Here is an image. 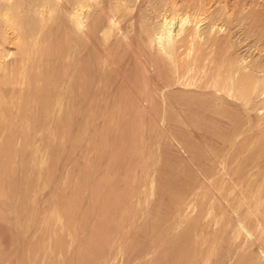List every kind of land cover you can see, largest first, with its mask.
Instances as JSON below:
<instances>
[{
	"label": "rangeland",
	"instance_id": "1",
	"mask_svg": "<svg viewBox=\"0 0 264 264\" xmlns=\"http://www.w3.org/2000/svg\"><path fill=\"white\" fill-rule=\"evenodd\" d=\"M2 1L0 0V9L1 6L2 9L7 7L5 6L7 3L5 2V4H3L4 0ZM110 1H112L113 4L117 3V0H97L94 12L99 13H97V15L94 14L95 17L93 16L92 18V21L100 19L102 23L100 25L105 26V29L109 25V21L105 15L100 13V9L104 6L107 13H109ZM123 2L126 3L127 0H123L122 3ZM261 11L264 17V0H138L135 5L132 6L131 13L128 16L129 18L127 17L123 20L119 19L120 21H117L118 23H115L114 28L111 29L110 37L108 36L109 40L107 41L109 42L107 45L110 44L108 45L109 47L105 45V38H103L102 32V35L100 34L101 41L97 40L96 42L99 44L96 50H92L93 47L91 44H88L87 41H79L81 49L84 50L83 44L85 43V48H88L90 51L85 49L86 52H88L87 55L84 51L85 58H87L83 72H86L83 76H89V81H86V83L81 82L82 86L77 84L79 88L77 85L74 87L72 86V88L75 90L77 89V91L80 89L78 91V98H73V95H78L74 93V89L63 92L64 95L67 94L65 100H63V94L55 95L53 91H44L42 93L41 90H38V92H36L37 96H34L36 95L35 93L31 98L29 97L30 103L25 112L28 114V112L31 111L29 112V114L31 113L30 117L24 112L18 115L15 114L16 116L13 114V119L20 117L23 121H27L28 124L24 125V127L22 126L23 128H21V126H13L12 129L11 127L8 129H6L7 127L0 128V264H218L217 260H219L220 257L223 259L226 256V247L224 246L222 237L227 235L226 229L232 224L230 223L231 219H229L231 218L230 216H232V212L228 204L223 201L225 200L223 195L229 198L234 197L236 205L242 203L241 200L243 198L245 200L243 199L242 201L246 202L249 200V197L251 201L257 200L264 203V191L261 192V187L264 188V179H261V175L264 176V105L260 107L257 114L256 111H254L247 117V115L243 113V116H246L243 117L236 103L234 104L236 105L234 108V102L230 101V106V102L227 101V106L232 107L229 109L225 106L226 103L222 99H218L219 97L217 95H214L212 98V95L211 97L206 94L205 96L203 94L195 95L196 93H194V91H190L187 92L190 97H185L186 91H184L181 85L173 86L172 84L173 88H171L170 83H168L169 81L163 79L164 75L166 77V73L167 75L170 73L167 72L169 71V67L167 66L166 70V67L162 66L165 64L164 62L160 60L158 64L152 60L155 59L153 58L154 56H152L154 52L151 54L145 42H142V36L145 35H142L144 33L140 34V31L143 30L139 26L151 25V27L159 29L162 20L168 19V17V20L173 17L178 20V18L180 19L184 16L186 18L189 16L190 22L186 27L191 30V33L193 32V35L197 34L198 38L201 40L204 38L209 42H213L215 39L212 40V38H216L217 50H221L224 44L227 43L224 41L228 39L227 41L230 40L229 42H231L232 45L230 49L231 54L235 55L240 60H253L255 63L263 65L264 68V38L262 39L259 36L262 28L264 30V19L263 21L261 20L263 18L261 17ZM243 16L246 17V19ZM248 16L249 19H247ZM250 19L252 21H250ZM127 21H129V23H126ZM131 21H133L134 28H130L129 24H131ZM159 21L160 23L158 25ZM258 22L260 24H258ZM257 25L261 27L258 26V28ZM56 26H58L57 23ZM247 26L249 28L252 27L249 29ZM253 26H255V28H253ZM53 28L56 29L54 26ZM53 28L52 30H54ZM59 28L62 30H59ZM59 28L51 33H54L53 35L55 37L48 33V37L53 38V40L51 38V41H49L52 47L46 40L48 39L47 35L43 40V42H46L45 44L48 45L42 42V44H44L42 45V47L44 46V51L46 47L48 49V51L46 49L45 52L52 53V51H54L52 48L54 49L55 47V50L59 49L60 52H63V49L67 48L66 39L68 35L66 34H68V32L64 30L62 26ZM136 28L138 29L136 30ZM139 28H141V30ZM120 29L123 30L120 31ZM255 29H257L259 33ZM58 30L59 33L64 30L61 33L62 35L58 34ZM126 30L128 34H124L129 35L131 39L123 36L122 31L126 32ZM55 31L57 32V41ZM230 31H232V33ZM137 36L139 37L137 38ZM58 38H60L62 42ZM221 39L223 40V44H221ZM54 40L57 44L53 43ZM110 46L113 50L110 49ZM107 47L110 49V53ZM141 47L145 50L147 49V51L143 50ZM49 48H51L50 50L52 51H50ZM91 50L93 52H91ZM142 50L147 53H143ZM105 51L109 53L110 58L108 56L107 59L108 54L105 53ZM148 52L150 54H148ZM92 53L97 54L99 59L101 58V63H99V65H102L104 60L109 61L108 67L100 68V74L103 73L100 76V87L103 88V91L102 88H100L99 92L95 95L93 93L85 94L82 92V87H85V85L88 86V84L90 85L93 82L91 80L93 78L91 74L94 76L93 74L95 72L93 73L92 70H95V66L98 65L96 62H98L99 59L96 58V55L93 57L94 54ZM89 55H92L91 58L95 61L92 60L94 63H91L94 68H91V64H89L92 61L88 62L91 59ZM150 55L152 57H150ZM148 56L150 58H148ZM146 58L147 64L149 62L151 63H149L150 65L148 64L150 67L145 63ZM47 61H43L44 66L48 65V68H44L46 71L43 73L51 77L53 76L55 79L61 76V70L58 69L57 66L47 63ZM157 64L161 66V68L163 67L162 69L166 70L162 71V74L165 73L164 75L161 74V68L159 66L158 68ZM116 65H118V67ZM156 67L160 69V77L157 76L159 70ZM88 71L90 74H88ZM153 71L155 72L153 73ZM54 72L57 73V76ZM144 74L146 76H144ZM142 76L145 78L149 77V79L146 81L145 78L142 79ZM147 85L152 88H147ZM169 87L171 89H169ZM153 88H158V90L156 89V91ZM150 89L153 90L151 91ZM164 89H166V91ZM178 89L181 91H177ZM173 90L174 94L172 93ZM175 90L177 91V95L180 96L178 98H181V100L184 98L182 101H185V105H183L184 102H180L181 100L178 98L174 99L176 96ZM40 91L42 96H40ZM162 91L164 92L163 94L161 93ZM182 91H184V93ZM142 92L144 93L142 94ZM45 93H48V95ZM83 93L86 98L83 97V101L86 100L88 102L92 99L93 102H88L89 104L86 103L85 105L82 104L83 102L80 101V99L82 100V96H80V94L83 95ZM157 93L159 97L156 95ZM192 94L195 95L196 99ZM58 95H60L59 97L61 98L58 97L59 99L57 100ZM69 95L72 96V102ZM201 96H203L204 99ZM37 97H39L38 99L40 101ZM198 97L200 99L202 98L200 102L198 101ZM32 98L36 100L33 101ZM52 98H55V100ZM188 98L190 99L188 100ZM206 98L213 100H206L205 102L204 100ZM76 99H78L83 109L81 105L79 106L78 101L79 107H77V103H75L76 106L73 105ZM164 99L165 103H163ZM215 99H217V105L219 102L221 103H219L218 106L221 108L222 105V109L219 107L217 108V105L212 103L213 101L216 103ZM32 101L37 105L39 101V109L33 108L34 104ZM63 101L67 105L64 106L65 103L63 104ZM201 102L203 104H201ZM98 103H100V107ZM190 103L194 105V108ZM71 104L72 107L70 108ZM173 105L176 106L174 107ZM196 105L201 106V110ZM204 105L206 112L203 109ZM211 105L214 106L213 108L217 111L215 109L212 110L210 107ZM182 106L183 109L181 108ZM195 106L197 110H200L197 111L198 113L195 112ZM224 107H227L226 109H229L230 112ZM57 108L59 111H57ZM152 109H154L155 112H153ZM224 109L226 111L223 113L222 110L224 111ZM51 111H54V114ZM32 112H34L37 117ZM239 112L241 115L235 114ZM183 113L186 117L183 116ZM194 113L200 114V117L196 114L194 115ZM203 113L206 114L204 115ZM23 114L25 115V119ZM162 115L166 116L164 117L165 120L168 119L165 121ZM208 115L213 118L208 117V120L205 119ZM188 116L191 117L188 118ZM219 116H221L222 120L219 119ZM43 117L45 120L42 119ZM6 118L10 119L12 115H9V117L6 115ZM31 118H33L32 121ZM52 118H54V122H51L53 121ZM248 118L249 120H247ZM13 119H10V121ZM39 119L41 122L36 124ZM42 120L44 122L47 120L49 123L46 121L44 125ZM30 121L34 122L31 123ZM35 121L37 122L35 123ZM200 122H202V125ZM171 123L173 126H171ZM213 123H216L215 126ZM245 124L249 125L246 126ZM14 127L17 128L15 129ZM245 127L248 128V131H246L247 129H245ZM208 128L209 130H207ZM255 128L256 131H254ZM222 129L227 131L224 132ZM250 130L253 133L250 132ZM237 131L243 132L236 136L240 138H235L234 136ZM170 132L172 133L171 135L169 134ZM216 132L217 134L222 132L221 135L223 137H220V135L217 136ZM207 134H209L208 137L211 135V137L215 139L213 138L214 140H212L211 137L207 138ZM238 139H241L239 140V144H237ZM243 140L244 143L242 142ZM232 141L236 143L234 142V144ZM240 141L242 143H240ZM241 144H244L242 145L243 147L240 146ZM259 148L262 151L259 150ZM227 149L230 151H228L230 153H228V157ZM244 150L247 154L249 153L248 157ZM223 152L226 156H224L225 154ZM232 154L235 155V158ZM231 157L234 158L233 161L231 159L233 166H231V162H229ZM218 162L221 163V165ZM228 163H230V166ZM257 166H259L263 172H261L259 168L257 169ZM198 167H202L203 169ZM223 167L224 169L226 168V172H224ZM212 169L214 170L212 171ZM231 171L234 172V175H232L233 172L231 173ZM254 172L257 174L256 176L258 178L254 176L252 180L250 177L255 175ZM208 174L211 176H209V180ZM217 174H220L219 177ZM231 175L234 178L231 177ZM244 175L248 180H246L247 182L245 181ZM247 175L248 177L250 175L249 179ZM216 177L218 178L217 180ZM241 177H243V181ZM231 179L232 183L230 182ZM256 180L258 181L256 182ZM260 180L262 181L259 182ZM210 181H212L211 187ZM223 181L228 185L227 189ZM246 183L249 184L245 186ZM241 184L243 185V188L241 187L242 189L239 187ZM254 184L256 186L258 184V187H254ZM200 186L204 188L202 187V189ZM221 187H224V189ZM221 189H223L226 195ZM254 189H256L257 193H255ZM203 190L207 191L208 194L203 192ZM241 190L243 192H241ZM215 191L218 192V194ZM238 191H240L241 195ZM236 192L237 196H235ZM258 192L259 196L256 197ZM261 193L262 197H260ZM205 194L206 198L204 196ZM252 195L256 199H254ZM211 198H215L217 201L219 200V202L215 199L214 202ZM239 199H241L240 202ZM209 200L210 202H207ZM216 202L219 206L218 208ZM209 205L211 207H207ZM215 206L216 208H213ZM205 207V212L208 215L212 213V216L211 214L210 216L206 213L203 214ZM214 209H218L219 211L217 210V212ZM245 209L244 207L242 208V210L247 211ZM261 211L264 212V209H261ZM223 212L224 216L222 214ZM208 217L213 218V221L216 220L215 223L212 220L209 222ZM212 222L215 225H209ZM219 225L224 229L222 227L217 228ZM207 227L212 228L209 229ZM173 230L175 232H173ZM209 233L212 236L217 234L215 236L216 238L213 236L215 242L212 240L213 237ZM198 234L200 235L197 236ZM205 234L206 237L209 238L204 240L203 236H205ZM150 236L152 237L150 238ZM200 240L204 246L200 244ZM203 240L206 242H203ZM209 240L213 242L210 243ZM221 242L223 244L217 247ZM209 243L212 244L211 247L208 246L210 245ZM216 244L218 245L216 246ZM205 245L214 250H211ZM199 248L201 250L203 249L201 253H203L204 256L203 254L199 255ZM206 248L208 250L210 249L209 253ZM194 251L196 252L194 253ZM204 251L207 252L206 255Z\"/></svg>",
	"mask_w": 264,
	"mask_h": 264
},
{
	"label": "bare ground",
	"instance_id": "2",
	"mask_svg": "<svg viewBox=\"0 0 264 264\" xmlns=\"http://www.w3.org/2000/svg\"><path fill=\"white\" fill-rule=\"evenodd\" d=\"M2 1V0H1ZM123 0H117V3H112L111 2V5H110V9H109V13H107V11L105 10V7L103 6L101 9H100V13H102L103 15L106 16V18L108 19L109 21V25L106 27L105 29V26H102L100 24H102L100 21V19L98 20V23L97 20L96 21H92V18L93 16L95 17L94 14L97 15V13L94 12V7H95V4L97 3V0H4V3L5 2L7 3V7L3 8L2 9V6H1V9H0V128L2 127H7L6 129H8L9 127H11V129L13 128V126H21V128L24 127V125L28 124L27 121H23L20 117H18L17 119H13V114L15 115H18L19 113H22L24 112L25 114H27V112H25L27 110V107L29 105V97L31 98L32 95H34L36 92H38V90H41L42 93L44 91L46 92H52L56 94H63V92L65 91H70L71 89H74L72 88V86L74 87L75 85H81V82H85L86 81L88 82V78L89 76H86L83 74L84 72V67H85V61H86V58H85V54H84V51L86 52V50H88V48L86 49L85 48V43L83 44L84 46V50L81 49L80 47V43L79 41H87L88 44H91V46L93 47L92 50H96L98 49V43L97 40H100V36L103 34V38L104 39V42L106 43L105 45H107V42L109 40V35H110V31L111 29L114 28V25L115 23H118L117 21H120L119 19L123 20V19H126L129 14L131 13V10H132V6L135 5V3L138 1V0H127L126 3H122ZM206 1V0H204ZM3 2V1H2ZM115 2V1H114ZM1 3V2H0ZM166 3V2H165ZM175 3V1H174ZM184 3V2H183ZM186 3V1H185ZM190 3V2H189ZM201 3V2H200ZM176 4V3H175ZM193 4V3H192ZM198 4V3H197ZM203 4V3H202ZM221 4V3H220ZM223 4V3H222ZM259 4V3H258ZM202 6V5H201ZM174 7V5H173ZM202 8V7H201ZM187 10V9H186ZM227 10V9H226ZM181 11V10H180ZM217 11V10H216ZM122 12V13H121ZM154 12V11H153ZM259 12V11H258ZM257 12V13H258ZM250 13V12H249ZM248 13V15H249ZM253 13V12H252ZM172 14V13H171ZM230 14V13H229ZM228 14V15H229ZM261 14H262V11H261ZM101 15V14H100ZM153 15V14H152ZM178 15V14H177ZM207 15V14H206ZM232 15V14H231ZM253 15V14H252ZM255 15V14H254ZM104 16V17H105ZM172 16V15H171ZM181 16V15H180ZM210 16V15H209ZM220 16V15H219ZM260 16V14H259ZM99 17V16H98ZM101 17V16H100ZM99 17V18H100ZM168 17V16H167ZM228 17V16H227ZM226 17V18H227ZM244 17V16H243ZM263 17V14L262 16ZM102 18V17H101ZM129 18V17H128ZM153 18V17H152ZM197 18V17H196ZM246 19V17H244ZM131 19V17H130ZM169 19V17H168ZM167 18L162 20V22L160 23V21L158 22V25L160 23V27L159 29H156L155 27H151L148 26V25H144V26H139L142 28L143 31H140L144 34L142 35H145V36H142L143 39L142 42L144 41L145 44L147 45V49H150L151 51V54L152 56H154L153 58L155 59H152L154 60L155 63H158L160 62V60L162 62H164L165 64L162 65L164 67H166V70H167V66L169 67V71H167L169 74L167 75L166 73V77H165V73L162 74V71L165 70V69H162L161 66H159L157 64V67L159 66L161 68V74L164 75L161 76L163 77V79H165V81H169L168 83H170V86L171 88L172 87V84L173 86L174 85H181L184 89V91H186V95H184V91H182L183 95L185 97H190V95L187 94V92H190V91H194V93H196L195 95L197 94H203L205 96L206 95H209V97H211L212 95V98L214 95H217L219 98L218 99H222L225 103L227 101H233V105L236 103L237 107L240 109L239 111L242 113V116H243V113L245 115H250L252 112L256 111V114L258 113L257 111H259L260 107L262 105H264V68H263V65H261L260 63H255L253 60H249V61H246V60H240L238 59L235 55L231 54L230 52V49L232 47L231 45V42L227 41H224V42H227L226 44H224L223 48L221 50H217L216 49V42H217V39L216 38H212L215 39L213 40V42H209L208 40H205L204 38L201 40L200 38H198L197 34L193 35L191 33V30L188 28L187 29V24L190 22V17H186L185 16L182 18H171L170 20H168ZM216 19V18H215ZM220 19V18H219ZM218 19V20H219ZM242 19V17H241ZM249 19V16L248 18ZM264 17L261 19L263 21ZM95 20V19H93ZM103 20V19H102ZM129 20V19H128ZM132 20V19H131ZM143 20V19H142ZM151 20V19H150ZM240 20V19H239ZM257 20V19H255ZM130 21V20H129ZM129 21H127L126 23H129ZM192 21V20H191ZM203 21V20H201ZM250 21H252L250 19ZM153 22V21H152ZM221 22V21H220ZM219 22V23H220ZM223 22V21H222ZM255 22V21H254ZM56 23L58 24V26H56ZM229 23V22H228ZM251 23V22H250ZM262 23V22H261ZM242 24V23H240ZM244 24V23H243ZM246 24V22H245ZM258 24H260L258 22ZM126 25V24H125ZM128 25V24H127ZM130 25V28L133 27L134 28V24H133V21H131V24ZM196 25V24H195ZM198 25V24H197ZM226 25V24H225ZM248 25V24H247ZM252 25V24H251ZM255 25V24H254ZM56 27V29H58L59 27H63L64 30H66L68 32V37H67V41H66V44H67V48L63 49V52H60L59 49L55 50V48L52 50H50L51 48H49L50 51H52V53H48V52H45L47 47L45 48V51H44V46L42 47V45H44L46 42H43V40L46 38V35L48 37V33H52L54 30L53 28ZM219 26V25H218ZM249 26V25H248ZM247 26V28H249ZM260 26V25H257V27ZM262 26V24H261ZM260 26V27H261ZM124 27V26H122ZM128 27V26H127ZM222 27V26H221ZM246 27V25H245ZM252 27V26H251ZM250 27V28H251ZM52 28L54 30H52ZM108 28V29H107ZM125 29H127L126 27H124ZM141 28H139L141 30ZM249 28V29H250ZM253 28H255V26H253ZM259 28V27H258ZM61 28H59L60 30ZM138 28H136L137 30ZM59 30H58V34L60 35L62 32L60 31L59 33ZM62 30V29H61ZM123 30V29H120V31ZM128 30H129V27H128ZM224 30V29H223ZM237 30V29H236ZM257 30V29H255ZM254 30V31H255ZM199 31V30H197ZM248 31V29H247ZM260 31V30H259ZM56 32V31H55ZM102 32V34H101ZM129 32V31H128ZM139 32V31H138ZM214 32V31H213ZM232 33V31H230ZM252 32V31H251ZM258 32V30H257ZM123 36L124 37H129V35H127V30L126 32H123ZM124 33H127V34H124ZM195 33V32H194ZM229 33V32H228ZM253 33V32H252ZM255 33V32H254ZM259 33V32H258ZM54 34V33H53ZM53 34H51L52 36H54ZM101 34V35H100ZM139 34V35H140ZM56 41H57V32H56ZM58 35V36H59ZM62 35V34H61ZM137 35V34H135ZM214 35V34H213ZM216 35V34H215ZM109 36V37H108ZM259 36L263 39L264 38V30L262 28V31L260 32ZM55 37V36H54ZM60 37V36H59ZM63 37V36H62ZM112 37V36H111ZM133 37V36H132ZM139 36H137L138 38ZM217 37V36H216ZM226 37V36H225ZM234 37V36H233ZM52 38V37H51ZM51 38L48 37V39H46L48 42L51 41ZM64 38V37H63ZM62 38V39H63ZM102 38V39H103ZM227 38V37H226ZM259 38V37H258ZM60 39V38H58ZM129 39H131L129 37ZM139 39V40H140ZM211 39V38H210ZM53 40V38H52ZM120 40V39H119ZM126 40V39H125ZM124 40V41H125ZM233 40V39H232ZM61 41V39H60ZM134 41H137V40H134ZM216 41V42H215ZM223 44V40L221 39L220 40ZM263 41V40H262ZM42 42L44 44H42ZM59 42V40H58ZM62 42V41H61ZM60 42V43H61ZM119 42V41H118ZM122 42V41H120ZM229 42V43H228ZM53 43H55V40L53 41ZM52 43V44H53ZM101 43V42H100ZM124 43V42H122ZM134 43V42H133ZM220 43V42H219ZM234 43V42H233ZM238 43V42H237ZM50 44V42L48 43ZM57 44V42L55 43ZM81 44V45H82ZM127 44V43H126ZM141 44V43H140ZM144 44V46H145ZM236 44V43H235ZM47 45V44H45ZM51 45V44H50ZM54 45V44H53ZM110 45V44H108ZM107 45V46H108ZM48 46V45H47ZM58 46V45H57ZM65 46V45H64ZM62 46V47H64ZM103 46V45H101ZM126 46V45H124ZM138 46V45H136ZM142 46V45H141ZM220 46V44H219ZM218 46V48H219ZM52 47V45H51ZM54 47V46H53ZM60 47V48H62ZM100 47V46H99ZM109 47V46H108ZM107 47V48H108ZM113 47V46H112ZM143 47V46H142ZM141 47V48H142ZM221 47V46H220ZM114 48V47H113ZM138 48V47H137ZM144 48V47H143ZM142 48V49H143ZM86 49V50H85ZM91 49V48H89ZM109 49V48H108ZM110 49H111V46H110ZM110 49H109V53H110ZM147 49H143L145 51H147ZM91 50V52H93ZM113 50V49H111ZM133 50V49H132ZM139 50V48H138ZM137 50V51H138ZM142 50V51H143ZM48 51V49H47ZM90 51V50H88ZM115 51V50H114ZM143 51V53L145 52ZM149 51V52H150ZM89 52V53H91ZM113 52V51H111ZM134 52V51H133ZM148 52V54H150ZM88 52H86V55H87ZM105 53H107V51H105ZM109 53H107V59H108V56H109ZM147 53V52H145ZM94 54L93 57H95L96 55V58H98L97 54L95 53H92ZM147 54V55H148ZM111 55V54H110ZM115 55V54H113ZM118 55V54H117ZM144 55V54H143ZM90 56V55H89ZM92 56V55H91ZM90 56V58H91ZM134 56V55H133ZM132 56V57H133ZM146 56V55H145ZM144 56V57H145ZM150 55V57H152ZM119 57V56H118ZM117 57V58H118ZM148 56V58H150ZM95 58V60H96ZM110 58V56H109ZM111 58H112V55H111ZM121 58V57H120ZM143 58V56H142ZM254 58V57H253ZM101 59V58H100ZM98 60V65L95 66V70L93 71L92 69V72L94 73L92 76L91 74V77H93L90 79L93 81L89 82L91 83L90 85L88 84L85 85V87H82L83 91L85 94H88V93H93L94 95L96 93L99 92L100 88V82H101V75L103 74L102 71L100 74V68H104V67H108L109 65V61H105L103 62V64L99 65V63H101L100 61L101 60ZM113 59V58H112ZM122 59V58H121ZM120 59V61H121ZM134 59V58H133ZM145 59V58H144ZM245 59V58H244ZM48 60V61H47ZM94 61V59H90L88 62L90 61ZM123 60V59H122ZM43 61H47V63H50L51 65H54V66H57L58 69H60V73H61V76H58L56 77V79L46 73H43L46 71V69H44L45 67L48 68V65L47 66H44V62ZM90 62L89 64H93L94 62ZM119 61V60H118ZM138 61V60H136ZM114 62V61H113ZM127 62V61H125ZM141 62V61H139ZM161 62V63H162ZM112 63V62H111ZM116 63V62H115ZM147 64V58H146V62ZM150 63V62H149ZM148 63V64H149ZM160 63V65H161ZM89 64H88V67H89ZM92 64H91V68H94L92 67ZM123 64V63H122ZM121 64V66H122ZM138 64V63H137ZM147 64V65H148ZM151 64V63H150ZM149 64V65H150ZM154 64V63H152ZM113 65V64H112ZM125 65V64H123ZM148 65V67H150ZM118 67V65H116ZM146 66V65H145ZM144 66V67H145ZM156 67V68H157ZM158 67V68H159ZM56 68V67H55ZM123 68V67H122ZM155 68V67H154ZM157 68V69H158ZM87 69V68H86ZM90 69V68H89ZM156 69V70H157ZM48 70V69H47ZM50 70V69H49ZM89 70V71H91ZM103 70V69H102ZM144 70V69H143ZM154 70V69H153ZM159 72L157 74V76H159V73H160V69H158ZM165 70V71H166ZM51 71V70H50ZM87 71V70H86ZM88 71V74H90ZM104 71V70H103ZM106 71V70H105ZM56 72V71H55ZM54 72V73H55ZM126 72V71H125ZM147 72V71H146ZM155 71H153L154 73ZM58 73H59V70H58ZM143 73V72H142ZM56 76H57V73H55ZM106 74V73H104ZM125 74V73H124ZM160 74V75H161ZM54 75V74H53ZM59 75V74H58ZM148 75V74H147ZM154 75V74H153ZM55 76V75H54ZM122 76V75H121ZM144 76H146L144 74ZM142 76L144 79L145 77ZM149 76V75H148ZM147 76V77H148ZM160 77V76H159ZM105 78V77H104ZM103 78V80H104ZM140 78V77H139ZM54 79V80H53ZM146 81L148 78H145ZM162 79V78H160ZM164 81V82H165ZM151 82V81H150ZM172 82V83H171ZM84 83V84H85ZM103 83V81H102ZM144 83V82H143ZM163 83V82H162ZM109 84V83H108ZM155 84V82H154ZM77 85V86H78ZM111 85V84H110ZM109 86V85H108ZM107 86V87H108ZM112 86V85H111ZM109 86V87H111ZM152 86V84H151ZM151 86H148L147 85V88L148 87H151ZM156 86V84H155ZM169 86V85H167ZM180 86V87H181ZM104 87V86H103ZM142 87V85H141ZM154 87V86H153ZM179 87V88H180ZM181 87V88H182ZM79 88V86H78ZM81 88V87H80ZM140 88V87H139ZM144 88V87H143ZM146 88V89H147ZM152 88V87H151ZM169 87V89H171ZM177 88V87H176ZM180 88V89H181ZM153 89H157L158 88H153ZM153 89H150L151 91ZM80 90V89H79ZM78 90V91H79ZM109 90V89H108ZM144 90V89H143ZM148 90V89H147ZM154 90V92H155ZM156 90V91H157ZM166 91V89H164ZM163 90V91H164ZM182 90V89H181ZM181 90H177V91H181ZM41 91H40V96L41 95ZM76 91V92H75ZM77 91V89L75 90L74 89V93L77 95L79 92ZM80 91V93H81ZM102 91H103V88H102ZM140 91V90H139ZM146 91V90H145ZM150 91V93H151ZM161 92L162 94L164 92ZM176 91V90H175ZM177 91H176V96L174 97V99H177L178 96L177 95ZM107 92V91H106ZM111 92V91H110ZM126 92V91H125ZM138 92V91H137ZM149 92V91H147ZM170 92V90H169ZM84 93L83 95L80 94V96H82V100L80 99L81 102H83L82 104H86V103H90L92 101H83V97H84ZM144 92H142L143 94ZM149 93V94H150ZM153 93V92H152ZM168 93V91H167ZM172 93L174 94V90L172 91ZM180 93V92H179ZM178 93V94H179ZM192 93V92H191ZM189 93V94H191ZM39 94V93H38ZM48 95V93H45ZM138 94V93H137ZM161 94V95H162ZM166 94V93H165ZM164 94V95H165ZM52 95V94H51ZM64 95V94H63ZM91 95V94H90ZM155 95V94H154ZM158 96V93L156 94ZM168 95V94H167ZM170 95V93H169ZM168 95V96H169ZM172 95V94H171ZM181 95V94H180ZM194 95V94H192ZM194 95V98L196 99ZM34 96H37V93L36 95ZM33 96V97H34ZM44 96V95H43ZM60 95L57 96V100L61 97H59ZM65 96L67 97V94L64 95V99L65 100ZM70 96V95H69ZM79 94L77 96L73 95V98L77 97L78 98ZM93 96V95H91ZM102 96V94H101ZM153 96V94H152ZM163 96V95H162ZM161 96V98H162ZM172 96V97H173ZM59 97V98H58ZM72 96H70V100L72 102ZM109 97V96H108ZM146 97V96H145ZM159 97V96H158ZM165 97V96H163ZM171 97V96H170ZM193 97V96H192ZM191 97V99H192ZM200 97V96H199ZM198 97V98H199ZM203 99L204 97L201 96ZM36 98V97H34ZM33 99L36 100V99ZM39 97H37L38 99ZM47 98V97H45ZM74 98V99H75ZM80 98V97H79ZM85 98V97H84ZM89 100H90V97L88 96ZM100 98V97H99ZM102 98V97H101ZM166 98V97H165ZM183 98V96H182ZM202 98L198 99V101L200 102V100H202ZM216 98V96H215ZM31 99V100H32ZM44 99V98H43ZM41 99V100H43ZM55 100V98H52ZM86 99V98H85ZM126 99V98H125ZM128 99V98H127ZM134 99V98H133ZM152 99V98H151ZM163 99V98H162ZM168 99V98H167ZM179 100H181V98H178ZM184 99V98H183ZM182 99V100H183ZM187 99V98H186ZM190 98H188L189 100ZM194 99V100H195ZM210 99V98H209ZM209 99H205L204 101L206 102V100H209ZM39 100V99H38ZM47 100H50V99H47ZM53 100V101H54ZM56 100V101H57ZM94 100V99H93ZM107 100V99H106ZM142 100V99H141ZM146 100H147V97H146ZM145 100V101H146ZM169 100V99H168ZM180 101V102H184L183 105H185V101ZM187 100V101H188ZM213 100V99H211ZM209 100V101H211ZM216 103H214V101L212 102L213 104L217 105V99H215ZM32 101V102H33ZM40 101V100H39ZM39 101H38V105L36 103L33 102V108L35 109H39ZM67 101V100H66ZM78 99H76V101L73 102V105L77 107H79L81 104L80 102L78 101L79 103V106H78V103H77ZM144 101V102H145ZM153 101V99H152ZM163 101V100H162ZM177 101V100H175ZM193 101V100H192ZM197 101V100H195ZM197 101V102H198ZM43 102V101H42ZM51 102V101H50ZM49 102V103H50ZM59 102V101H58ZM61 102V101H60ZM93 102V101H92ZM106 102V101H105ZM104 102V103H105ZM108 102H109V98H108ZM148 102V101H147ZM195 102V103H197ZM41 103V102H40ZM47 103V102H46ZM63 104L65 103L64 101L62 102ZM75 103H77L75 105ZM88 103V104H89ZM102 103V102H101ZM116 103V102H115ZM165 103V99H164V102ZM176 103V102H175ZM194 103V102H192ZM192 103H190L192 105ZM220 103V102H219ZM218 103V105H219ZM43 104V103H41ZM55 104V103H53ZM61 104V103H60ZM59 104V105H60ZM94 104V103H93ZM145 104V103H144ZM151 104V103H150ZM178 104H181V103H178ZM189 104V103H188ZM201 104H203L201 102ZM209 104V103H208ZM212 104V105H213ZM221 104V103H220ZM229 104V103H228ZM37 105V106H36ZM46 105V104H44ZM52 105V103H51ZM58 105V106H59ZM62 105V104H61ZM67 105L66 103L64 104V106ZM99 107H100V103H98ZM146 105V104H145ZM148 105V104H147ZM152 105V104H151ZM161 105V104H160ZM169 105V104H168ZM190 105V107H191ZM207 105V103H206ZM210 106L213 109L214 106ZM216 106L217 108L220 106ZM225 105V104H224ZM234 105V108L235 106ZM55 106V105H53ZM70 106V105H69ZM102 106V105H101ZM174 107L176 105H173ZM178 106H181V105H178ZM177 106V107H178ZM187 106V104H186ZM184 106V107H186ZM189 106V105H188ZM194 105H192L193 107ZM198 106V105H196ZM195 106V109L197 111H200L201 110V106H198L200 108V110H197V107ZM203 106V105H202ZM209 106V105H208ZM206 106V107H208ZM227 106V103L226 105ZM230 106H231V102H230ZM31 107V106H30ZM38 107V108H36ZM45 107V106H44ZM72 107V104L70 106V108ZM93 107V105H92ZM169 107V106H168ZM228 107V106H227ZM227 107H224L225 109ZM52 108V107H51ZM59 108V107H58ZM57 108V109H58ZM69 108V107H68ZM76 108V107H75ZM81 108H82V105H81ZM88 108V107H86ZM98 108V107H97ZM147 108V106H146ZM149 108V107H148ZM183 109V106L181 107ZM188 108V107H187ZM194 108V107H193ZM198 108V109H199ZM229 109H231L232 107H228ZM264 108V106H263ZM262 108V109H263ZM50 109V108H49ZM77 109V108H76ZM83 109V108H82ZM85 109V108H84ZM185 109V108H184ZM203 109L205 110V105L203 107ZM222 109V105H221V108ZM224 111L222 110V112L224 113L226 110L228 111L229 109H226ZM34 110V109H33ZM44 110V109H43ZM52 110V109H50ZM49 110V111H50ZM89 110V109H88ZM98 110V109H97ZM153 112L154 109H152ZM162 110V109H161ZM190 110V109H188ZM211 110V109H210ZM216 110V109H215ZM29 111V110H28ZM59 111V109L57 110ZM171 111V110H170ZM217 111V110H216ZM31 112V111H29ZM29 117H30V114ZM43 112V111H42ZM53 112L54 114V111H51ZM55 112H56V109H55ZM139 113H141L140 111H138ZM157 112V111H156ZM183 112V110H182ZM188 112V111H187ZM202 112V111H201ZM206 112V110H205ZM221 112V111H220ZM230 112V110H229ZM232 112V111H231ZM239 113H235L236 115L237 114H240ZM34 113V112H32ZM40 113V112H39ZM50 113V112H49ZM164 113V112H163ZM162 113V114H163ZM169 113V112H168ZM191 113V112H190ZM198 113V112H197ZM197 113H194V115H198ZM211 113V112H210ZM213 113V112H212ZM227 113V112H226ZM45 114V113H43ZM137 114V112H136ZM167 114V113H166ZM165 114V115H166ZM173 114V113H171ZM184 114V113H183ZM187 114V113H186ZM192 114V113H191ZM190 114V115H191ZM204 114V113H203ZM206 114V113H205ZM204 114V115H205ZM230 114V113H229ZM233 114V115H235ZM6 115H12V118L10 119H13L12 121H10V119H7L6 118ZM15 115V116H16ZM24 115V114H23ZM34 115L36 116V114L34 113ZM46 115H47V112H46ZM46 115H43V116H46ZM50 115V114H49ZM48 115V116H49ZM159 115V114H158ZM175 115V114H174ZM193 115V114H192ZM191 115V116H192ZM241 115V114H240ZM239 115V117H240ZM34 116V117H35ZM54 116V115H53ZM176 116V115H175ZM185 116V114L183 115ZM191 116H188L191 117ZM200 117V114L198 115ZM202 116V115H201ZM37 117V116H36ZM50 117V116H49ZM163 119L165 120L164 117L166 116H163ZM172 117V116H171ZM186 117V116H185ZM198 117V118H199ZM204 117V116H202ZM201 117V118H202ZM206 117V116H205ZM208 117L209 115L207 116V119L208 120ZM211 117V116H210ZM209 117V118H210ZM220 120H222L221 116H219ZM243 117H246V116H243ZM257 117V116H256ZM20 118V119H19ZM46 118V117H45ZM134 118V117H133ZM194 118V117H193ZM192 118V119H193ZM213 118V117H211ZM218 118V117H217ZM252 118V117H251ZM24 119H25V115H24ZM29 119V118H27ZM44 119V117L42 118ZM48 119V118H47ZM53 121L51 122H54V118H52ZM116 119V118H115ZM162 119V120H163ZM168 119V118H167ZM166 119V120H167ZM181 119V118H180ZM204 119V120H205ZM215 119V118H214ZM241 119V118H240ZM243 119V118H242ZM264 119V118H263ZM33 120V118H31V121ZM45 120V119H44ZM56 120V119H55ZM165 120V121H166ZM203 120V118H202ZM201 120V121H202ZM211 120V119H210ZM217 120V119H216ZM249 120V118L247 119ZM251 120V119H250ZM259 120V119H258ZM30 121V122H31ZM43 121V120H42ZM47 121V120H46ZM46 121L44 122V125L46 123ZM131 121V120H130ZM170 121V120H169ZM168 121V123H169ZM173 121V120H172ZM191 121V120H190ZM206 121V120H205ZM212 121V120H211ZM219 121V120H218ZM246 121V120H245ZM257 121V120H256ZM34 122V121H33ZM31 122V123H33ZM37 121H35L36 123ZM40 121L36 123L38 124ZM48 122V121H47ZM49 122H50V119H49ZM48 122V123H49ZM50 122V123H51ZM108 122V121H107ZM183 122V121H182ZM196 122V121H195ZM214 122V121H213ZM221 122V121H219ZM58 123V121H57ZM133 123V122H132ZM180 123V122H179ZM192 123V122H191ZM201 125H202V122H200ZM208 123V122H207ZM217 123V121H216ZM216 123H213L214 126ZM227 123V122H226ZM241 123V122H240ZM248 123V122H247ZM67 124V123H66ZM172 124V123H171ZM183 124V123H182ZM194 124V123H193ZM220 124V123H219ZM228 124V123H227ZM32 125V124H30ZM57 125V124H56ZM162 125V123H161ZM164 125V124H163ZM167 125V124H166ZM165 125V126H166ZM177 125V124H176ZM192 125V124H191ZM196 125V124H194ZM218 125V124H217ZM222 125V124H220ZM230 125V124H229ZM236 125V123H235ZM243 125V124H242ZM246 126L249 125V124H245ZM257 125V124H256ZM23 126V127H22ZM169 126V125H168ZM173 126V124L171 125ZM170 126V128H171ZM183 126V125H182ZM181 126V127H182ZM206 126V125H204ZM203 126V127H204ZM208 126H211V125H208ZM233 126H234V123H233ZM232 126V127H233ZM31 127V126H29ZM179 127V126H177ZM185 127V126H183ZM194 127V126H193ZM197 127V126H196ZM213 127V126H212ZM222 127V126H221ZM227 127V126H225ZM250 127V126H249ZM254 127V126H253ZM259 127V126H258ZM15 128V127H14ZM17 128V127H16ZM15 128V129H16ZM20 128V127H19ZM169 128V127H168ZM187 128V127H186ZM207 128V127H206ZM210 128V127H209ZM209 128L207 130H209ZM217 128V127H216ZM237 128V126H236ZM264 128V127H263ZM166 129H167V126H166ZM180 129V128H178ZM205 129V127H204ZM235 129V128H234ZM238 129V128H237ZM245 129H247L246 131H248V128L245 127ZM250 129V128H249ZM4 130V129H3ZM160 130V129H159ZM181 130V129H180ZM183 130V129H182ZM187 130V129H186ZM211 130V129H210ZM236 130V129H235ZM9 131V130H8ZM171 131V130H170ZM185 131V130H183ZM189 131V130H188ZM216 131V129H215ZM222 131L226 132L225 130L222 129ZM229 132L231 130H228ZM243 131V130H242ZM242 131H237L235 138H238L236 137L239 133H241ZM245 131V130H244ZM245 131V132H246ZM253 131V129H252ZM250 130V132H252ZM254 131H256V128L254 129ZM257 131H258V128H257ZM261 131V129H260ZM264 131V130H263ZM262 131V132H263ZM210 132V131H209ZM212 132V131H211ZM220 132V131H219ZM232 132V131H231ZM162 133V132H161ZM186 133V132H185ZM222 133V132H221ZM221 133L217 134L220 135V137L222 136ZM243 133V132H242ZM247 133V132H246ZM253 133V132H252ZM170 135L172 134L171 132L169 133ZM209 134H213V133H209ZM207 134V138H210L208 137ZM226 134V133H224ZM235 134V133H234ZM248 134V133H247ZM260 134V133H259ZM174 135V133H173ZM213 136V135H212ZM223 137V136H222ZM214 138V137H213ZM212 137L211 139L214 140ZM240 138V137H239ZM218 139V138H217ZM216 139V140H217ZM220 139V138H219ZM243 139V138H242ZM248 139V138H247ZM250 139V138H249ZM260 139V138H259ZM179 140V139H178ZM210 140V139H208ZM221 140V139H220ZM223 140V139H222ZM239 140L241 139H238V143L239 144ZM264 140V139H263ZM206 141V140H205ZM204 141V142H205ZM226 141H227V138H226ZM209 142V141H208ZM220 142V141H218ZM233 142V141H232ZM235 142V141H234ZM233 142V143H234ZM244 143V140L242 141ZM240 141V143H242ZM252 142V141H250ZM257 142V141H256ZM210 143V142H209ZM207 143V144H209ZM213 143V142H212ZM236 143V142H235ZM234 143V144H235ZM173 144V143H172ZM226 144V143H225ZM236 144V146H237ZM179 145V144H178ZM244 144H241L240 146H242ZM258 145V144H257ZM263 145V143H262ZM217 146V145H216ZM233 146V144H232ZM215 147V146H214ZM218 147V146H217ZM223 147V145H222ZM235 147V146H234ZM233 147V149H234ZM243 147V146H242ZM241 147V148H242ZM258 147V146H257ZM213 148V147H212ZM228 148V146H227ZM232 148V147H230ZM229 148V150L231 151V149ZM252 148V147H251ZM264 148V147H263ZM171 149V148H170ZM218 149V148H217ZM223 149V148H221ZM226 149V148H225ZM256 149V147H255ZM228 149L226 150L227 151V157L229 156L228 153L230 152ZM242 150V149H241ZM253 150V149H252ZM259 150H261L259 148ZM225 151V150H224ZM225 151V152H226ZM229 151V152H228ZM238 151V150H237ZM251 151V150H249ZM248 151V152H249ZM258 151V149H257ZM262 151V150H261ZM187 152V151H186ZM239 152H240V149H239ZM244 152L246 153V151L244 150ZM260 152V151H259ZM224 153V152H223ZM234 153V152H233ZM255 153V152H254ZM185 154V153H184ZM225 154V153H224ZM230 154V153H229ZM247 154V153H246ZM251 154V153H250ZM235 158V155L232 154ZM236 155L238 156V154L236 153ZM249 153L247 154V157H248ZM256 155V154H254ZM253 155V156H254ZM226 156V154L224 155ZM224 156H221V157H224ZM257 156V155H256ZM220 157V156H219ZM246 157V158H247ZM252 157V156H251ZM233 157L230 158V161L231 162V166L232 165V161L234 159ZM238 158V157H237ZM243 158V157H242ZM255 158V157H254ZM191 159V158H190ZM232 159V161H231ZM222 160V158H221ZM238 160V159H237ZM249 160V159H248ZM218 161V160H217ZM255 161V160H254ZM228 162V161H227ZM237 162V161H236ZM219 163V162H218ZM254 163V162H253ZM221 165V163H219ZM230 163H228L229 165ZM234 164H235V161H234ZM256 164V163H255ZM260 163L258 162V165ZM197 165V164H196ZM213 165V164H212ZM215 165V163H214ZM226 165V164H225ZM224 165V166H225ZM251 165H252V162H251ZM250 165V166H251ZM254 165V164H253ZM216 166V165H215ZM223 166V165H222ZM230 166V165H229ZM260 166V165H259ZM259 166H257V169L259 168ZM213 167V166H212ZM226 167V166H225ZM242 167V165H241ZM247 167V165H246ZM249 167V165H248ZM198 168H202V167H198ZM214 168V167H213ZM218 168V167H217ZM251 168V167H250ZM203 169V168H202ZM210 169V168H209ZM224 169V167H223ZM243 169V168H242ZM260 169V168H259ZM263 169V168H262ZM198 170V169H197ZM201 170V169H199ZM211 170V169H210ZM214 169H212L213 171ZM218 170V169H217ZM220 170V169H219ZM226 168L224 169V172ZM241 170V169H240ZM239 170V172H240ZM246 170V168H245ZM255 170V169H254ZM261 170V169H260ZM230 171V170H229ZM243 171V170H242ZM251 171V170H250ZM199 172V171H198ZM204 172V170H203ZM222 172V171H221ZM233 171H231L232 173ZM236 172V171H235ZM238 172V173H239ZM260 172V171H258ZM261 172H263L261 170ZM209 173V172H208ZM218 173V172H217ZM241 173V172H240ZM239 173V174H240ZM246 173V172H245ZM255 173V172H254ZM264 173V172H263ZM262 173V174H263ZM200 174V173H199ZM202 174V173H201ZM211 174V173H210ZM248 174V173H247ZM251 174H252V171H251ZM220 175V174H219ZM219 175L217 174V176L219 177ZM232 175H234V172L232 173ZM231 175V177H233ZM257 174L255 173V175H253V177H250V179L252 178V180L254 179V176H256ZM261 175V174H260ZM202 176V175H201ZM204 176V175H203ZM209 174H208V180L210 179L209 178ZM216 176V175H215ZM224 176V174H223ZM235 176H236V173H235ZM211 177V176H210ZM221 177V176H220ZM237 177V176H236ZM245 177V175H244ZM248 175H247V178L249 179ZM257 177V176H256ZM263 177V178H262ZM223 178V177H222ZM234 178V177H233ZM232 178V179H233ZM243 177H241L242 179ZM258 178V177H257ZM205 179V178H204ZM215 179V178H214ZM213 179V180H214ZM218 178L216 177V180ZM232 179H231V183H232ZM237 179V178H236ZM240 179V178H239ZM261 179H264V176L261 175ZM207 180V178H206ZM212 180V181H213ZM224 180V179H223ZM228 180V179H227ZM235 180V179H234ZM246 177H245V181H246ZM212 181H210L211 185L210 187L212 186ZM215 181V180H214ZM243 181V179H242ZM248 181V180H247ZM246 181V182H247ZM258 180H256L257 182ZM262 180H260L259 182H261ZM225 183V181H223ZM228 182V181H227ZM238 182V180H237ZM252 182H255V181H252ZM209 183V184H210ZM203 184V183H202ZM215 184V182H214ZM230 184V183H229ZM243 184V183H242ZM241 184V185H242ZM249 184V183H248ZM246 183L245 186L248 185ZM260 184V183H259ZM264 184V183H263ZM204 185V184H203ZM224 185H226V189L228 188L227 184L225 183ZM236 185V184H235ZM239 186L240 188L242 187L243 188V185L242 186ZM214 186V185H213ZM222 186V185H221ZM256 185L254 184V187ZM201 187V186H200ZM203 187V186H202ZM201 187V188H202ZM225 187V186H224ZM224 187H221L224 189ZM230 187H231V184H230ZM229 187V188H230ZM258 187V184L256 186V188ZM264 187V186H263ZM204 188V187H203ZM202 188V189H203ZM237 188V187H236ZM241 188V189H242ZM214 189V187H213ZM223 189H221L223 191ZM234 189V188H233ZM260 189V188H258ZM261 192H263L264 188L261 187ZM220 190V189H219ZM230 190V189H229ZM240 190V189H239ZM252 190V189H251ZM218 191V190H216ZM215 191V192H216ZM231 191H232V188H231ZM245 191V190H244ZM248 191V190H247ZM255 193L256 192V189H254ZM203 192H206L207 191H204ZM240 193V191H238ZM241 192H243L241 190ZM250 192V191H249ZM260 192V191H259ZM259 192H258V195L256 197L259 196ZM218 194V192H216ZM222 193V192H221ZM220 193V194H221ZM224 193V191H223ZM227 193V191H226ZM206 194L204 195L205 198H206ZM212 194V193H211ZM225 194V193H224ZM231 194V193H230ZM233 194V193H232ZM249 194V193H248ZM226 195V194H225ZM241 195V193H240ZM262 197V193L260 194ZM139 196V195H138ZM213 196V194H212ZM229 196V195H228ZM231 196V195H230ZM237 196V192H236V195ZM253 196V195H252ZM189 197V196H188ZM214 197V196H213ZM221 197V196H220ZM224 199L223 200L224 202H226L229 206V209L230 211L232 212V216H230L231 219L230 224L227 229H226V232H227V235L224 237H222V239L224 240V246L226 247V256L222 259V257L219 258V260H217L218 264H264V212L261 211V209H264V203H262L261 201H257V200H254V201H251L250 197H249V200H247L246 202H243L242 200L244 199H239V202L241 200L242 203H239L238 205L235 204V201H234V197L232 198H229L227 196H224ZM240 197V196H239ZM243 197V196H242ZM241 197V198H242ZM254 197V196H253ZM123 198V197H122ZM263 198H264V194H263ZM262 198V199H263ZM213 199V198H211ZM215 199V198H214ZM213 199V200H214ZM223 199V198H222ZM254 199H256L254 197ZM203 200V199H202ZM216 200V199H215ZM214 200V202H215ZM245 200V199H244ZM204 201V200H203ZM217 201V200H216ZM257 201V202H256ZM264 201V200H263ZM207 202H210L207 201ZM219 202V200L217 201ZM216 202V206L217 208L219 207L218 204ZM238 202V201H237ZM203 203V202H202ZM213 203V202H211ZM220 204V203H219ZM263 204V205H262ZM211 205V204H210ZM207 206V207H211V206ZM32 206V205H31ZM184 206V205H183ZM194 206V205H193ZM213 207V208H216ZM221 206V205H220ZM196 207V206H195ZM223 207V206H222ZM246 208L245 210L247 211H244L242 210V208ZM187 208V207H186ZM213 208H212V211H213ZM182 209V208H180ZM211 209V208H210ZM206 210V207L204 208V213ZM208 210V209H207ZM215 210V209H214ZM218 210V209H217ZM215 210V211H217ZM222 210V208H221ZM224 210V209H223ZM219 211V210H218ZM217 211V212H218ZM226 211V210H225ZM224 211V212H225ZM224 212L222 213L223 216H224ZM227 212V211H226ZM209 213V212H208ZM181 214V213H180ZM207 214V213H206ZM212 216V213H209L208 216ZM214 214H217V213H214ZM221 214V213H219ZM218 214V215H219ZM229 215V214H228ZM205 216V215H203ZM215 216V215H214ZM217 217V216H216ZM229 217V216H228ZM204 218V217H203ZM209 218V222L213 219L211 217H208ZM207 218V219H208ZM219 218V217H217ZM206 219V218H204ZM219 220V219H218ZM217 220V221H218ZM213 221V220H212ZM216 221V220H215ZM215 221H213L215 223ZM225 221V220H224ZM206 222V220H205ZM208 222V223H209ZM212 222V223H213ZM187 223V222H186ZM209 224V225H215L214 223L213 224ZM217 223V222H216ZM222 223V222H221ZM66 225V224H65ZM208 225V226H209ZM228 225V224H227ZM193 226V225H192ZM217 226V225H216ZM222 226L219 225V227L217 228H220ZM115 228V227H114ZM193 228V227H192ZM209 228V227H207ZM212 227H210L209 229H211ZM215 228V227H214ZM223 228V227H222ZM226 228V227H225ZM233 228V230H232ZM93 229V228H92ZM224 229V228H223ZM119 230V229H118ZM193 230V229H192ZM201 230V229H200ZM213 230V229H212ZM232 230V231H231ZM122 231V230H121ZM195 231V230H194ZM93 232V231H92ZM116 232V231H115ZM173 232H175L173 230ZM201 232V231H200ZM218 232V231H217ZM225 232V233H226ZM168 233V232H167ZM166 233V234H167ZM170 233V232H169ZM119 234V233H118ZM210 234V233H209ZM216 234V233H214ZM219 234V233H218ZM220 234H221V231H220ZM224 234V233H223ZM61 235V234H60ZM200 234H198L197 236H199ZM211 235V234H210ZM209 235V236H210ZM217 235V234H216ZM215 235V236H216ZM225 235V234H224ZM43 236V234H42ZM175 236V235H174ZM208 236V235H207ZM212 236V235H211ZM210 236V237H211ZM214 236V235H213ZM212 236V237H213ZM214 236V237H215ZM141 237V236H140ZM152 236H150L151 238ZM164 237H167V236H164ZM196 237V236H195ZM212 238L215 239V238ZM219 237V236H218ZM58 238V236H57ZM199 238V237H198ZM206 238H209V237H206V234L205 236H203V239L205 240ZM115 239V238H114ZM162 239V238H161ZM169 239V238H168ZM218 239V238H217ZM164 240V239H163ZM162 240V241H163ZM202 240V239H201ZM200 240V242H201ZM203 242H206L204 241ZM208 240V239H207ZM211 240V241H212ZM220 240V239H219ZM175 241V240H174ZM215 242V240H213ZM212 241V242H213ZM165 242V241H164ZM197 242V240H196ZM210 242V240H209ZM210 242V243H212ZM219 242V241H218ZM209 243V244H210ZM46 244V243H45ZM162 244V243H160ZM201 245L202 242L200 243ZM206 244V243H205ZM223 243L221 242V244H219V246H217L218 244H216L217 247H220V245H222ZM148 245V244H147ZM207 245V244H206ZM205 245V246H206ZM212 244L208 245L211 247ZM215 245V244H214ZM120 246V245H119ZM204 246V245H203ZM206 246V247H208ZM202 247V246H201ZM208 247V248H210ZM148 248V247H147ZM196 248V247H195ZM204 248V247H203ZM216 248V247H215ZM107 249V248H106ZM205 249V248H204ZM207 249V248H206ZM211 249V248H210ZM210 249L208 250V253L210 251ZM213 249V248H212ZM211 249V250H212ZM200 254H203L201 253V250L199 248ZM214 250V249H213ZM192 251V250H191ZM105 252V251H104ZM196 251H194L195 253ZM203 252V251H202ZM206 252V251H204ZM181 254V253H180ZM207 254V252L205 253V255ZM193 255V254H192ZM223 255V254H222ZM144 256V255H143ZM153 256V255H152ZM194 256V255H193ZM198 256V255H197ZM204 256V254H203ZM209 256V255H208ZM212 256V255H211ZM201 257V256H200ZM206 257V256H205ZM203 258V257H202ZM204 259V258H203ZM215 259V258H214ZM217 259V257H216ZM196 261V260H195ZM194 261V263H195ZM212 261V260H211ZM216 262V263H217ZM171 263V262H170ZM203 264V263H202ZM206 264V263H205ZM211 264V263H210Z\"/></svg>",
	"mask_w": 264,
	"mask_h": 264
}]
</instances>
